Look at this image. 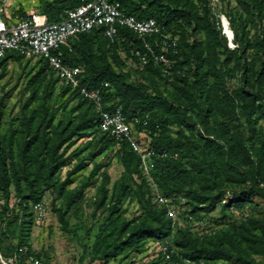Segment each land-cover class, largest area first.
Listing matches in <instances>:
<instances>
[{"label": "trees", "instance_id": "1", "mask_svg": "<svg viewBox=\"0 0 264 264\" xmlns=\"http://www.w3.org/2000/svg\"><path fill=\"white\" fill-rule=\"evenodd\" d=\"M220 1L221 5L225 3ZM236 1L243 14L251 19L257 16L264 22V0ZM81 3L82 0L45 3L40 15L50 24H58L66 12ZM120 3L127 16L140 22L156 21L164 29V36L178 44L177 54H166L172 63L168 69L171 75H166V68L153 61L146 68L141 67L136 53L145 54L144 44L128 31H121L114 43L102 31L83 36L75 44L73 54L65 57L66 62L83 69L82 87L102 91L107 111L121 108L129 122L149 117L150 127L137 132L145 136L144 143L148 140L150 150L168 156L155 161L156 169L152 173L161 196L173 206H180L178 200L185 201L183 207H188L189 213L184 215L191 218H198L200 214L212 216L222 207L216 223L227 226L229 210L234 207L244 210L251 205V200L264 196L260 189L252 187L235 196L234 207L222 205L226 184L245 186L253 182L247 169L249 164L254 177L264 174V132L257 131L258 123L264 119V42L250 38L249 23L241 15L237 22L227 19L234 35L230 44L237 47L231 51L210 0H120ZM156 41L160 42L161 38ZM149 43L154 46L156 42ZM22 61L25 60L14 54L7 55L0 60V72H5L11 62ZM38 66L40 69L30 82L31 96L22 108V129L11 131L10 137L1 134L0 101V193L4 200L0 211V257L3 261H9L19 249H25L28 256L48 264L47 256L30 246L32 230L38 226L33 207L42 203L48 191L57 188V178L70 161L81 158L82 153L68 155L76 139L94 136L99 149L89 158H104L108 151L117 150L124 173L111 193L106 189L108 176L102 173L104 180L99 189L102 199L94 217L108 201L110 205L105 211L107 215L102 214L92 263H116L128 253L123 263L128 256L141 254L151 242L159 248L172 244V261L167 262L158 248L156 264H253L242 248L244 243L248 248L250 244L261 245L259 253L264 255L263 242L252 237L249 227L240 231L235 225L229 226L228 230L204 240L180 229L179 225L174 227L166 207L160 206L153 196L152 184L142 173L140 157L127 145H117L101 133L99 113L79 91L57 78L54 80L55 74L48 64L38 61ZM233 82H237V88H233ZM60 83L63 87L57 94ZM161 89H165V94ZM68 96L70 99L65 101ZM73 102H78L76 107H71ZM56 107L61 110L60 122H57ZM190 111L212 141L198 140L183 130L194 126L187 116ZM241 121L251 135L247 143L234 136L242 127ZM171 126L180 130L176 139L169 135ZM16 135L23 136L21 143ZM247 144L252 149L259 148L251 151ZM253 152L257 164L252 163ZM88 167L84 160L80 161L66 182L58 186L60 197H65L66 190L73 185V176ZM107 167L96 164L88 183ZM12 188L16 192L15 208L11 205ZM82 197V191L67 193L65 206L57 211L63 232H70L69 214L74 208L79 209ZM127 201L140 206L142 215L136 222L128 223L121 218L122 205Z\"/></svg>", "mask_w": 264, "mask_h": 264}, {"label": "rangeland", "instance_id": "2", "mask_svg": "<svg viewBox=\"0 0 264 264\" xmlns=\"http://www.w3.org/2000/svg\"><path fill=\"white\" fill-rule=\"evenodd\" d=\"M56 0H8L6 9L8 14L13 17L16 15H24L25 17H41V8L45 3H52ZM248 3V2H247ZM239 2L236 0H225V3L221 5L219 11L216 14L218 16L227 17L226 19H231L237 22L238 18L243 15L244 21H247L248 33H250V38L256 39L260 38L264 42V22L261 23L257 16H252V19L247 14H243L241 8L238 7ZM213 12V11H212ZM14 18V19H16ZM222 28V27H221ZM192 31V30H191ZM223 36V30H222ZM203 38V37H202ZM229 40H234V35ZM228 48L231 51L236 50L234 43H228ZM264 58V55L262 56ZM40 67L38 66V61L25 60L22 62H11L9 66L5 69V72H0V101H2V123H1V134L3 137H10L11 131H16L22 129L21 122L23 120L22 108L29 101L31 96L32 88L30 82L33 80L36 73H38ZM140 71L142 70L139 69ZM54 80H57L54 77ZM233 88H237V82L231 84ZM63 84H58L56 88L57 94L62 89ZM170 91V89H167ZM162 93L165 94V89H161ZM171 93H173L171 91ZM264 97V93L262 94ZM70 96L65 98L68 101ZM78 102L71 103V107H76ZM59 108L56 107V110ZM188 117L192 119V129L183 130L188 136H194L196 139H208L212 141V138H207L202 126L195 121L196 115L192 111L188 112ZM57 122L62 120L61 110H58L56 114ZM242 127L235 131L234 136L238 137L239 140L247 141L251 140V135L248 134L247 128L243 121H241ZM264 132V119H262L257 126V131ZM179 128L176 126L169 127L170 137L176 139L179 134ZM17 141L22 142L23 136H17ZM144 135H141L139 140L143 141ZM238 140V139H237ZM97 137H92L88 139H76L75 146L68 152V155H73V153H82L81 158H73L68 167L64 168L59 174L56 184L57 188L48 191L43 197L42 203H45L48 207L49 219L48 222L43 226H36L31 233V248L37 253H44L47 256L48 264H104L102 262L92 263V250L95 244V240L98 236V228L102 223V214L107 215V209L109 207L110 201L107 205L99 210L94 217V213L97 211V206L100 204L102 199V194L100 193L101 186L103 183L102 173H106L108 176L109 184L106 189L112 191L115 184L120 182L121 176L124 173L122 165L117 158V150L108 151L106 156L100 157L95 160H91L89 156L94 155L98 152V147L96 145ZM91 146L88 147V145ZM148 140H145L143 144L144 149H151ZM252 145L247 144V148L251 151L259 148H251ZM240 152L238 149L236 150ZM243 154V152H242ZM245 156V155H244ZM255 152H253V162L256 163ZM84 160L85 165H89L75 176H73V185L70 186L65 194H73L82 191V200L78 204V210L74 208L69 214L70 217V232L65 233L62 230L61 224L59 222V217L57 211H60L65 206V197L59 196V187L63 185L68 174L73 171L80 161ZM96 164L108 165L107 168L103 169L98 177H95L93 181L88 183L91 179L92 173L96 168ZM249 173L253 178V182L248 183L245 186L226 184L223 191V206L234 207L235 196L243 193L249 188L260 189L264 193V174L259 175V177H254L252 171V165H248ZM151 187L154 198L156 194ZM111 193V192H110ZM12 195V207L15 208L16 204V192L14 188L11 189ZM264 195V194H263ZM2 194L0 193V211L4 205V200ZM181 204L177 206L174 204L178 215L180 216L179 227L182 230L188 231L192 236L199 239H206L213 234L221 233L228 230L232 226H236L238 229L244 230L251 229L252 237L263 242L264 245V196L261 198H254L251 200V205H248L244 210L235 209V207L229 210V220L227 226H221L216 223V220L220 217L221 208L218 212L212 216H207L205 214H200L198 218H191L190 216H185L184 213H189V208L183 207L185 201L178 200ZM154 203H156L154 199ZM56 210V211H55ZM122 214L121 218L123 221L128 223H133L138 221L142 213L140 211V206L137 203L126 202L121 208ZM104 212V213H103ZM261 222H263V228H261ZM230 226V227H229ZM244 233V232H242ZM15 243V242H14ZM244 243L242 248L245 249L249 261L253 264H264V255L260 254L259 251L262 249L261 245H252L250 248ZM158 244L151 242L148 244L144 251L139 255L128 256L127 259L121 263L124 257H127L128 253H125L118 259V262H111L109 264H156L157 257L156 252H158Z\"/></svg>", "mask_w": 264, "mask_h": 264}, {"label": "built area", "instance_id": "3", "mask_svg": "<svg viewBox=\"0 0 264 264\" xmlns=\"http://www.w3.org/2000/svg\"><path fill=\"white\" fill-rule=\"evenodd\" d=\"M7 2L8 0H0V60L14 54L24 60L42 61L48 64L58 80L79 91L80 96L90 102L99 113L101 133L117 145H127L140 157L142 173L151 182L157 203L166 207L167 217L172 221L173 226L179 225L180 216L176 208L161 196L152 179V173L156 169L155 161L159 158L167 159L168 156H160L153 150L144 149V142L139 140L140 135L137 131H145L150 127L149 117L135 118L129 122L121 108L107 111L102 91L82 87L83 69L70 66L65 59L67 54H73L74 46L80 42L81 37L91 35L94 31H102L111 43L116 42L121 31H128L136 35L144 44L145 54L136 53L141 67L144 69L153 61L166 68V75H171L168 69L172 63L166 54L169 52L177 54L178 44L164 36V29L156 21L140 22L134 17L127 16L120 0H82L81 5L66 12L64 20L58 24H50L43 17L14 19L8 14ZM210 5L213 13L217 15L221 1L210 0ZM217 19L220 21L224 35L223 22L226 17L220 15ZM157 38H161V41H156ZM152 40L156 42L154 46L149 43ZM108 87L105 85V89ZM33 213L38 226L48 222L49 212L45 203L35 205ZM0 228H2L1 222ZM159 253L167 262H171L174 255L172 244L160 246ZM0 260L2 264H44L43 260L28 256L25 249H19L7 262L1 257ZM186 264L196 263L186 262Z\"/></svg>", "mask_w": 264, "mask_h": 264}, {"label": "bare ground", "instance_id": "4", "mask_svg": "<svg viewBox=\"0 0 264 264\" xmlns=\"http://www.w3.org/2000/svg\"><path fill=\"white\" fill-rule=\"evenodd\" d=\"M223 23H224V36L225 37L227 36L229 39L232 38L233 32L231 30L229 22L225 19Z\"/></svg>", "mask_w": 264, "mask_h": 264}, {"label": "water", "instance_id": "5", "mask_svg": "<svg viewBox=\"0 0 264 264\" xmlns=\"http://www.w3.org/2000/svg\"><path fill=\"white\" fill-rule=\"evenodd\" d=\"M227 39L229 40V38L227 37ZM229 42H230V40H229Z\"/></svg>", "mask_w": 264, "mask_h": 264}]
</instances>
